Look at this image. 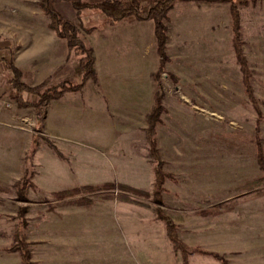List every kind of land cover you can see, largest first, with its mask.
<instances>
[{"label": "rangeland", "instance_id": "374dc122", "mask_svg": "<svg viewBox=\"0 0 264 264\" xmlns=\"http://www.w3.org/2000/svg\"><path fill=\"white\" fill-rule=\"evenodd\" d=\"M235 1L259 116L241 82L229 0L174 2L165 19L167 60L159 75L152 19L131 15L111 21L95 9L55 4L92 48L96 80L89 78L79 90L64 91L41 107H19L18 95L4 96V107L26 116L25 122L8 123L26 128L28 140L37 142L47 138L43 123L52 140L40 148V159H30L35 151L30 147L17 164L14 153L5 161L13 168L0 181L6 188L0 189V264H24L9 250L15 231L27 241L33 264H183L151 197L118 188L128 184L152 191L146 127L156 92L164 106L156 124L157 147L164 170L172 174L158 207L186 244L213 251L227 264H264V194L239 189L259 170L250 142L235 137L256 132L264 151V0ZM48 23L39 0H0L1 67L12 62L30 86L48 77L75 84L81 69ZM0 72L11 80L8 66ZM15 134L20 132L0 125L2 139ZM24 174L37 184L28 187L29 199L16 196ZM86 184L96 190L84 195L79 188L75 195H83L73 203L50 191ZM23 206L27 232L20 231L17 217ZM42 227L48 230L40 233ZM188 263L221 264L199 253L190 254Z\"/></svg>", "mask_w": 264, "mask_h": 264}, {"label": "trees", "instance_id": "16d2710c", "mask_svg": "<svg viewBox=\"0 0 264 264\" xmlns=\"http://www.w3.org/2000/svg\"><path fill=\"white\" fill-rule=\"evenodd\" d=\"M68 2L73 8H90L99 11L103 16L111 21L120 20L126 16H135L137 19H152L154 23V35L157 53L159 55L160 65L158 67L157 74L163 72V66L167 60L165 54L166 39H167V26L165 19L169 10L173 7L176 0H152L147 3H141L139 0H100L98 2L90 3L86 0H39V6L41 10L47 15L49 23L48 27L54 31L56 36L60 39H64L68 53L73 55L77 61L82 75L81 80L75 84L68 83L66 81H59L53 83L50 77L43 79L40 83L30 86L21 80V71L9 62V69L12 72V78L10 80V87L16 89L19 92L29 93L36 98L34 101L25 100L18 96L17 102L21 105H34L41 107L47 102L53 99L59 98L64 91L79 90L83 83L92 78L96 80L94 71V54L91 47L86 46L85 42L80 36L79 27L71 20L63 19L57 12L55 4L59 2ZM230 1V16H231V43L235 53L236 61L239 65L241 73V82L244 86L245 93L251 101L253 110L260 115L257 99L252 91L251 86V69L248 61L243 54L242 40L240 37V23H239V11L237 9L236 1ZM2 59V57H0ZM157 76V75H156ZM154 104L147 115V127L146 133L149 144V154L153 164L154 179L152 185V191H147L128 184H119L125 193H133L144 195L145 197H151V200L156 205V217L164 224L166 235L169 241L173 244L175 249L182 251L183 264L188 263V256L190 254H209L214 258L219 259L221 264H227L226 260L220 257L213 251H208L197 245H188L181 241L177 237V225L168 218L158 205L162 204V193L165 190V181L172 176L170 172H167L163 168V160L161 159L160 152L157 147V138L155 136L156 124L160 122V115L164 110V106L161 101V95L157 92L154 93ZM236 138L242 140L247 139L250 142L251 153L255 159L259 174L250 179L245 180L239 187L242 191H247L252 195L264 194V151L258 133H250L246 138L244 135H236ZM31 185V180L27 175H23L16 183V196L20 199H26L27 188ZM120 186V187H119ZM6 190V188L4 189ZM96 190V186H84L81 191L93 192ZM80 189L62 190L58 191L62 198L71 197L81 192ZM26 211V207H20L17 213V217L20 218V224H24L25 219L22 218V214ZM9 250L17 251L24 264H33L30 261L31 254L28 250L27 241L22 238L18 231L13 234V242L9 246Z\"/></svg>", "mask_w": 264, "mask_h": 264}, {"label": "crops", "instance_id": "0c3cea01", "mask_svg": "<svg viewBox=\"0 0 264 264\" xmlns=\"http://www.w3.org/2000/svg\"><path fill=\"white\" fill-rule=\"evenodd\" d=\"M182 1H192V0H182ZM196 1H198V0H196ZM209 1H211V0H209ZM214 2H216L217 0H213ZM174 6V5H173ZM1 64H3V63H1V61H0V71H1V69L3 70V69H5V67H9V63L5 66V65H3V67H1L2 65ZM14 65V64H13ZM15 66V65H14ZM8 74H10L11 75V72H8ZM7 75V74H6ZM6 75H4V74H2L1 72H0V125H7V126H9V127H11V128H14L15 130H18V132H20V135H16L15 134V136H12V137H3V139L0 137V154H1V156H0V181H2V176L3 175H6L8 172L11 174V172H12V166H10V165H7V164H5V161L6 160H10L11 159V156H12V154L14 153L16 156V163L15 164H17L18 163V161L19 160H17L18 158L21 160V157H25L26 158V156H27V152H29L28 150H31L32 148H35V151H34V154H30L31 156V160L32 159H40V158H42V155H40V151H42L40 148H42V146H44L45 144H48L49 143V140H52V138L49 136V134L47 133V130H46V125L45 124H43V123H41L42 124V127H43V129H45L44 131H46L45 132V135L47 136V138H46V141L45 140H39V142H37V140L34 138V141H33V139L31 140V141H29L28 140V137H27V129L26 128H23V127H20V126H17V125H13V124H11V123H8L9 121H15V120H17V119H19L20 121H22V122H25V119H26V116H25V114H22V112L21 111H17L16 109H14V110H12L11 108H10V106L9 107H4L5 105V102H4V96H6V97H15V96H20V97H22V98H24L25 100H27V97L28 96H26V97H23V96H25V95H23L22 96V92H19V91H17L16 89H13V88H11L10 87V84L8 83L9 81H10V79H8L7 78V80L5 79V77L4 76H6ZM10 75H9V77H10ZM8 76V75H7ZM5 79V80H4ZM21 80L23 81V82H25V83H27L26 81H24L23 80V76H22V72H21ZM4 82H7V84L6 83H4ZM9 84V85H8ZM199 86V85H198ZM24 94H26V93H24ZM26 95H28V94H26ZM53 100H55V99H53ZM3 101V102H2ZM50 101H52V100H50ZM1 102H2V104H1ZM17 104H18V106L19 107H25V105H21V104H19L18 102H17ZM13 123V122H12ZM60 125V124H59ZM22 133L24 134V138H22L21 137V135H22ZM53 135V134H52ZM19 138H18V137ZM55 136H56V134H55ZM147 142H148V138H147ZM30 147H31V149H30ZM46 147V146H45ZM39 148V149H38ZM44 148V147H43ZM47 148H48V145H47ZM50 148V147H49ZM51 149H53V146H51ZM39 154V155H38ZM50 154H52L53 155V153H50ZM49 154V155H50ZM147 154V156H148V158L150 157V154L149 153H146ZM51 156V155H50ZM3 161V162H2ZM33 161V160H32ZM36 165V164H35ZM9 166V167H8ZM16 166V165H15ZM36 166H38L39 167V164L38 165H36ZM153 167V166H152ZM26 168V167H25ZM42 168V167H41ZM36 173L38 174L39 172H37L36 171ZM154 173V172H153ZM34 174V171L32 172V174L31 175H33ZM41 174L43 175V176H45L44 174V170L43 171H41ZM3 179H6L5 177H3ZM47 182V181H46ZM166 182V181H165ZM37 184H36V182H35V180L34 179H31V185H30V187L29 188H31L32 190H34V187L36 188L37 186H36ZM47 185H48V182H47ZM49 186H50V184H49ZM84 186H95L94 184H86V185H82V186H78L77 188H75V189H79V188H82V187H84ZM164 187H165V185H164ZM5 189V187L4 186H2V185H0V189ZM29 188H27V192H26V197H27V199H29V192H30V190L31 189H29ZM69 189H71V188H64V189H61V190H57L56 188H55V190H50V191H52V192H58V191H62V190H69ZM75 189H71V191L72 190H75ZM166 191V187H165V190L163 191V193ZM82 194V193H81ZM81 194H78V195H71V197L69 196V197H65V198H63V199H66V198H71V202L73 203V201L74 200H76V199H78V198H80L79 196L81 195ZM89 194V193H88ZM83 195V194H82ZM84 195H86V193H84ZM63 199H61V200H63ZM70 202V201H69ZM72 205V204H71ZM28 206V205H27ZM27 208V207H26ZM27 210V209H26ZM26 218L27 219H25V222H24V224H21V227L22 228H20V231H22V229H24V230H26V232H27V226H28V224H29V219H28V217H27V215H26ZM72 218H74V216H72L71 217V219ZM40 224H42V223H44V220L42 219V217H41V219H38L37 220ZM37 222V223H38ZM40 228V227H39ZM46 230H48V229H44V227H42V229H40L39 230V232L40 233H43V232H45ZM53 230V229H52ZM54 231V230H53Z\"/></svg>", "mask_w": 264, "mask_h": 264}]
</instances>
